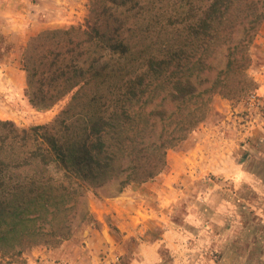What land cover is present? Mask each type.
Masks as SVG:
<instances>
[{
  "label": "trees",
  "instance_id": "16d2710c",
  "mask_svg": "<svg viewBox=\"0 0 264 264\" xmlns=\"http://www.w3.org/2000/svg\"><path fill=\"white\" fill-rule=\"evenodd\" d=\"M89 1L83 23L23 46L31 104L70 99L45 124L0 119V264L71 238L93 221L89 192L155 179L215 95L241 99L256 86L264 0Z\"/></svg>",
  "mask_w": 264,
  "mask_h": 264
},
{
  "label": "rangeland",
  "instance_id": "374dc122",
  "mask_svg": "<svg viewBox=\"0 0 264 264\" xmlns=\"http://www.w3.org/2000/svg\"><path fill=\"white\" fill-rule=\"evenodd\" d=\"M89 3L0 0V119L45 124L67 104L70 96L48 109L31 104L22 50L41 31L83 23ZM252 54L255 88L241 99L215 95L208 118L168 151L167 170L120 193L115 185L89 192L92 222L3 264H264V22ZM252 93L260 106L247 103ZM174 163L181 171L168 182Z\"/></svg>",
  "mask_w": 264,
  "mask_h": 264
},
{
  "label": "crops",
  "instance_id": "0c3cea01",
  "mask_svg": "<svg viewBox=\"0 0 264 264\" xmlns=\"http://www.w3.org/2000/svg\"><path fill=\"white\" fill-rule=\"evenodd\" d=\"M1 13L5 15L4 12L0 11V14H1ZM41 24H42V23H39V24H37V25H33V26H31V28H29V29H28V28H26V29L28 30V33H29V34H34V33L36 32V29L40 28ZM28 33H27V35H29ZM24 35H26V34H24V32H23V35H22V36H24ZM26 37H27V36H26ZM26 37H25V40H24V37H23V39L21 40V42H23L22 45H23L24 43H26ZM19 46H20V45H19ZM225 132H226V131L221 132V129H218V128H217V134H221V135H222V139H223V135L225 134ZM173 166H174L173 169H174L176 175H171V176H169V177H166V178H168V182H169L170 180H171V181H172V180H175V178L179 177V176H177V174L181 171V168H180V166L178 165V163H176V164L174 163ZM175 176H176V177H175Z\"/></svg>",
  "mask_w": 264,
  "mask_h": 264
},
{
  "label": "built area",
  "instance_id": "2783aa9c",
  "mask_svg": "<svg viewBox=\"0 0 264 264\" xmlns=\"http://www.w3.org/2000/svg\"><path fill=\"white\" fill-rule=\"evenodd\" d=\"M250 106H260L262 104L261 96L258 93H252L248 98V102Z\"/></svg>",
  "mask_w": 264,
  "mask_h": 264
}]
</instances>
